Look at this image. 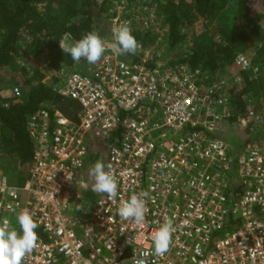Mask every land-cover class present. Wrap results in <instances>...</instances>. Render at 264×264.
I'll return each instance as SVG.
<instances>
[{
    "label": "built area",
    "instance_id": "1",
    "mask_svg": "<svg viewBox=\"0 0 264 264\" xmlns=\"http://www.w3.org/2000/svg\"><path fill=\"white\" fill-rule=\"evenodd\" d=\"M139 1L109 0L102 39L113 42L112 29L127 23L137 52L106 49L58 88L80 106L76 121L49 108L28 117L32 165L23 186L0 177V220L19 231L15 215L26 209L39 223L38 247L23 264H264V112L244 96L235 115L231 89L242 77L209 84L200 71L162 61V19L153 0ZM234 64L259 72L243 54ZM234 118L237 150L223 136ZM98 160L116 176L114 201L92 191L88 170ZM144 191L145 222L122 220L121 203ZM166 217L175 231L158 255L150 236Z\"/></svg>",
    "mask_w": 264,
    "mask_h": 264
},
{
    "label": "trees",
    "instance_id": "2",
    "mask_svg": "<svg viewBox=\"0 0 264 264\" xmlns=\"http://www.w3.org/2000/svg\"><path fill=\"white\" fill-rule=\"evenodd\" d=\"M134 2L141 4L139 0ZM153 2L166 32L168 46L162 59L169 58L167 55L181 46H191L190 51L171 63L200 71L209 84L221 80L240 54H253L254 67L259 65L264 70V0H234L232 7L230 0H194L191 4L185 0ZM110 5L109 0H0V78H6L0 81V168L13 179L8 177L11 184L23 186L32 165L34 145L26 128L28 117L41 108H49L52 114L59 111L76 121L80 110L76 101L58 93L65 78L76 72L72 68L77 62L64 53L68 72L47 83L46 66L32 67L33 61L59 49V40L65 33L75 40L88 32L97 33L99 26L95 25L99 17L105 16V21H110ZM199 23L202 27L197 29ZM144 41L154 44L157 39L147 34ZM18 59L23 66L18 65ZM252 74V71L245 73L241 86L231 89L235 115L245 109L244 96H249L256 109L264 112V77L255 78ZM14 87L20 90L18 97L5 95V89L11 93ZM241 142L232 140L230 146L237 150Z\"/></svg>",
    "mask_w": 264,
    "mask_h": 264
},
{
    "label": "clouds",
    "instance_id": "3",
    "mask_svg": "<svg viewBox=\"0 0 264 264\" xmlns=\"http://www.w3.org/2000/svg\"><path fill=\"white\" fill-rule=\"evenodd\" d=\"M112 35L113 42L106 45L94 31L88 32L79 40L65 33L59 40V47L74 62L86 60L89 64L98 62L106 49L118 55H134L140 47L127 23L114 27ZM88 175L93 180V192L106 194L108 200L116 199L118 185L110 165L106 166L103 161L98 160L89 168ZM148 197L149 193L144 191L133 194L130 199L123 201L117 210L120 218L131 221L137 226L142 225L148 211L146 206ZM261 203L264 204V201ZM12 223L8 218L0 220V264H23L25 256L38 247L39 236L35 230L39 227V223L33 219L28 210H21L15 215V224L19 226V231L12 226ZM174 231L172 218L166 217L164 222L151 233L150 239L156 254L163 255L169 250Z\"/></svg>",
    "mask_w": 264,
    "mask_h": 264
},
{
    "label": "rangeland",
    "instance_id": "4",
    "mask_svg": "<svg viewBox=\"0 0 264 264\" xmlns=\"http://www.w3.org/2000/svg\"><path fill=\"white\" fill-rule=\"evenodd\" d=\"M100 2H101V0H100ZM232 4L233 5L235 4L234 0H230V6L231 7H232ZM95 18L97 19L98 16L95 15ZM98 19L99 20L96 22L95 28H97V26H99V30H98L97 34L99 36H101L100 37L101 39H103L109 33V30H110V22H108L107 20L105 21V16H101ZM161 27L162 26L160 24L159 29ZM201 27H202V24L201 23H199V24L196 25V28L197 29H200ZM164 29H165V26H164ZM163 43L164 44L159 48V51H160L161 55L164 56V55H166V52H167V46H168L167 45V40H164ZM190 50H191V46H189V45L181 46L180 48H178L177 50H175L171 54L167 55L169 58H165L162 61H164V62H171V61L177 60L183 53H186V52H188ZM253 56H254L253 54H250L247 57L250 60V62L252 63V65L254 66V64H253L254 57ZM64 58H65V55H64L63 51L59 48V49H56L53 52H48V53L42 55L40 58H38L35 61H33L34 64L32 65V67H36L39 64H43L44 66H46V68H47V78L44 81L47 82V83H49L52 80V78H54V76L58 78L60 76H63L66 72H68L66 70V66H65L66 65V62H65V59ZM17 63H18V65L20 64V66H23L24 65L23 62H22V60H19V59H18ZM88 64L89 63L86 60H81L72 69L73 70H76V72H78V71H81V69H83L84 67L88 66ZM256 68L259 69V72H257L256 74L253 73L252 74V77H255V78H262V77H264V70L262 71L260 69L259 65H256ZM18 69H19V66H18L17 70ZM71 70L69 72H71ZM247 72L248 71L245 72L242 69H240V67H238L235 64H233L231 67H229V68H227L225 70V73L221 77V79L227 78L229 80L230 84H232V82H234L238 77H242L244 79V76L243 75L245 73H247ZM3 77L4 76H1V78H0L1 80L0 81H6V78L3 79ZM4 93L7 96H10L11 95L9 89H5L4 90ZM223 136L225 137L226 140L227 139L228 140H231L230 141L231 143L229 142L230 145H232V140L236 141V143H240L242 141V139H243L241 132H239L237 130V128L232 127V125L229 127V129H226L223 132ZM1 176H5L7 178L9 177L11 180H13L9 176L8 172H4V170L0 168V177Z\"/></svg>",
    "mask_w": 264,
    "mask_h": 264
}]
</instances>
